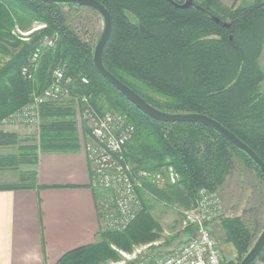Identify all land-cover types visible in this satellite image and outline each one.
<instances>
[{"label":"trees","instance_id":"trees-1","mask_svg":"<svg viewBox=\"0 0 264 264\" xmlns=\"http://www.w3.org/2000/svg\"><path fill=\"white\" fill-rule=\"evenodd\" d=\"M95 1L112 19L102 54L109 74L160 112L200 114L215 120L264 163V71L260 65L264 0H241L237 7L220 0H192L194 7L185 10L168 0ZM64 8L79 9L35 0H0V124L27 105L32 91L40 93L48 86L53 70L63 69L70 79L72 98L87 96L97 113L126 115L134 126L133 137L123 149L134 176L157 173L165 181L161 186L143 182L138 191L141 211L124 231L101 229L96 243L65 254L56 264H106L119 259L118 251L131 253L135 247L157 243L163 229L149 201L190 209L200 189L217 191L224 184L236 159L264 181L254 163L214 131L199 124L157 122L128 102L93 66L100 36L94 44L82 41L67 24ZM212 17L232 24L231 32ZM34 25L44 27L32 32L27 41L16 36V30L29 32ZM45 38L53 40L52 47L41 48ZM37 48L41 55L34 71L35 86L21 76V69L31 65ZM81 77L88 80L87 85L80 84ZM69 104L41 108L38 146L23 149L27 154L80 149ZM83 125L84 135L89 136ZM16 142L15 135L0 133V146ZM20 159L22 154L8 160ZM6 161L0 159L1 167ZM169 169L176 176L174 183L167 180ZM24 187L0 185V190ZM217 221L223 243L235 253V261L227 264H239L255 242L256 226L250 228L239 217ZM184 233L194 230L185 228ZM256 262L264 264V248Z\"/></svg>","mask_w":264,"mask_h":264},{"label":"crops","instance_id":"crops-1","mask_svg":"<svg viewBox=\"0 0 264 264\" xmlns=\"http://www.w3.org/2000/svg\"><path fill=\"white\" fill-rule=\"evenodd\" d=\"M24 150L0 156L5 161L23 156L0 165V185L26 186L0 190V264H56L97 242L104 191L91 185L83 148L34 156Z\"/></svg>","mask_w":264,"mask_h":264},{"label":"built area","instance_id":"built-area-1","mask_svg":"<svg viewBox=\"0 0 264 264\" xmlns=\"http://www.w3.org/2000/svg\"><path fill=\"white\" fill-rule=\"evenodd\" d=\"M53 44L52 40H44L43 47L50 48ZM41 48L32 54L31 65L21 69V76L27 81H34ZM51 76L47 87L33 94L26 106L3 120L0 125L39 126L43 106L70 98V79L65 76L64 70L57 68ZM80 84L87 85L88 80L81 77ZM80 101L84 107L82 116L90 131L83 149L92 167L91 185L109 193L108 199L99 201L101 224L107 231L121 232L141 211L138 191L143 188V182L160 186L165 179L157 173L139 172L134 176L130 165L125 162L123 149L134 134V126L126 115L110 112L99 114L90 106L87 96L80 97ZM175 179V174L169 169L167 180L174 183ZM221 208V200L216 191L200 189L194 206L181 211L184 229L193 228L194 233L177 250L166 256L151 258L145 264H227L209 227L222 216Z\"/></svg>","mask_w":264,"mask_h":264},{"label":"rangeland","instance_id":"rangeland-1","mask_svg":"<svg viewBox=\"0 0 264 264\" xmlns=\"http://www.w3.org/2000/svg\"><path fill=\"white\" fill-rule=\"evenodd\" d=\"M220 1L227 6L236 7L241 2V0ZM63 11L66 16L67 24L73 29L75 34L82 41L94 44V42H96L97 38L102 34L103 31V22L100 16L96 12L88 8H79L73 10L64 8ZM43 27V25H34L29 32L31 34L32 32H34L33 29L38 28V30H40ZM29 32L23 33L16 30L15 34L16 36L20 37V40L27 41V38L30 34H25ZM44 40L52 39L45 38ZM43 42L41 44V47L45 48L43 47ZM260 65L262 66V69L264 71V49L260 57ZM36 68L37 67H35V70ZM34 85L36 86L35 81ZM261 90L264 91V82L261 84ZM35 93L38 92L36 90L32 91V93L30 94V100L31 96ZM79 100L78 97L72 98L70 96V98L64 99L63 101H60L58 103H47L43 107H61L63 104H66L70 101L72 104H69V106L74 110L79 145L80 148H84L88 135H84L83 124H85L87 128L88 126L82 116L84 107ZM78 101L79 105H76L78 104ZM40 126L41 119L39 126L35 127L0 125V133L15 135L17 139V142L14 146H0V156L16 154V152L19 151L20 148L29 150V148H31L32 146H38ZM9 162L12 161H6V163ZM216 192L218 193L222 204L221 217H239L250 228H252V225H255L256 229L254 232V241H256V239L264 229V181L259 180L253 171L248 170L239 160L236 159L234 170L227 177L224 184ZM107 195H109V193L104 192V196ZM149 203L152 207L153 217L159 222L163 229L162 239L152 245L135 247L131 253L118 251L119 259L116 261H109L106 264H145L151 258H158L170 254L171 252L180 248L182 244L187 240L189 235L184 233L185 226L183 222L184 218L181 213V211L183 210L182 207H170L164 204H158L153 201H149ZM217 220L209 225L211 235L217 242L218 248L220 249V252L225 261H235V253L233 249L230 246L225 245L222 241V233L219 230V223ZM101 227V229L105 231L104 227ZM255 264H260V262H256Z\"/></svg>","mask_w":264,"mask_h":264},{"label":"water","instance_id":"water-1","mask_svg":"<svg viewBox=\"0 0 264 264\" xmlns=\"http://www.w3.org/2000/svg\"><path fill=\"white\" fill-rule=\"evenodd\" d=\"M46 4H55L61 6H74L79 8H88L94 12H96L102 22H103V31L100 35L93 53V66L96 71L110 84L112 85L120 94L130 102L135 108L145 114L152 120L162 123H192L202 125L215 133L221 136L226 142H228L232 147H234L239 152L246 155L252 163L259 169L260 173L264 176V163L259 159V157L241 140H239L235 135L221 126L215 120L200 114H166L160 112L153 107H151L148 103H146L143 99H141L138 95H136L132 90L114 78L111 74H109L102 62V54L105 47L106 42L108 41L111 30H112V19L111 15L107 11V9L101 5L99 2L95 0H35ZM170 4H172L175 8L180 10H185L190 7H194L192 0H184L182 4L175 3L172 0H168ZM212 20L216 24H220V26L224 29H227L231 32L232 24L228 23H220L219 20L215 17H212ZM231 38V37H230ZM264 248V229L262 230L259 237L254 242L252 248L245 255V257L240 261L239 264H253V262L258 258L262 249Z\"/></svg>","mask_w":264,"mask_h":264}]
</instances>
